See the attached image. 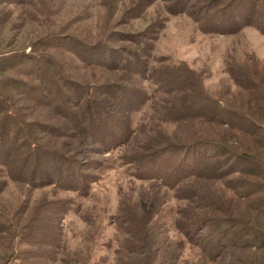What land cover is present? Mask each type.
I'll list each match as a JSON object with an SVG mask.
<instances>
[{"label":"rangeland","instance_id":"rangeland-1","mask_svg":"<svg viewBox=\"0 0 264 264\" xmlns=\"http://www.w3.org/2000/svg\"><path fill=\"white\" fill-rule=\"evenodd\" d=\"M256 3L0 0V264H264Z\"/></svg>","mask_w":264,"mask_h":264},{"label":"trees","instance_id":"trees-1","mask_svg":"<svg viewBox=\"0 0 264 264\" xmlns=\"http://www.w3.org/2000/svg\"><path fill=\"white\" fill-rule=\"evenodd\" d=\"M263 4H264V0H257V3H256V6L257 7H262L263 6ZM142 47H144L143 45H142ZM144 51V50H143ZM148 53L149 52H146L144 55H145V57L144 58H142V63H143V73L145 72V73H147V74H145L144 73V75H143V77H147V80L149 81L150 80V73L149 72H147L148 70H153L154 68H155V66H153L152 65V62H151V60H149L148 59ZM20 60H23V62H25V63H23L22 65H25L26 63H30V62H32V58L29 56V54H25L24 56H23V59H20ZM25 60H27V61H25ZM150 62V63H149ZM153 66V68L151 67V66ZM24 68H26V69H22V71L24 72V71H27V70H30L31 68L32 69H35V65H32L31 67H30V69H28L27 67H24ZM25 73H27V72H25ZM158 75V74H157ZM162 77H165V74H164V76H162ZM161 77V78H162ZM156 78H158V77H156ZM161 78H160V80H161ZM153 82V81H152ZM156 88H153V90H152V93L153 94H155V92H156ZM152 94V95H153ZM4 99H1L0 100V104H3V101ZM5 105H6V103L4 102V104H3V106L5 107ZM6 108V107H5ZM140 109V108H139ZM138 109V110H139ZM138 110L136 111V112H138ZM136 112H134L133 114H135ZM133 114H132V116L131 117H133ZM95 115L96 116H98V117H103L104 116V113L102 112V111H98L97 110V113H95ZM129 120H126V126H125V130H126V134H129V133H132V132H134V131H136V128H135V126H134V124H133V122H132V119L130 118V122H128ZM28 148H29V150H34V148H35V145H34V143H30V144H28Z\"/></svg>","mask_w":264,"mask_h":264}]
</instances>
